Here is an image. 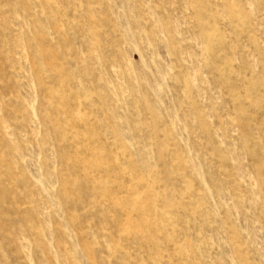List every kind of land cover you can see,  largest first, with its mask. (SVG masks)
Returning <instances> with one entry per match:
<instances>
[{
  "label": "rangeland",
  "instance_id": "rangeland-1",
  "mask_svg": "<svg viewBox=\"0 0 264 264\" xmlns=\"http://www.w3.org/2000/svg\"><path fill=\"white\" fill-rule=\"evenodd\" d=\"M0 264H264V0H0Z\"/></svg>",
  "mask_w": 264,
  "mask_h": 264
}]
</instances>
